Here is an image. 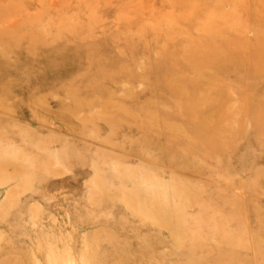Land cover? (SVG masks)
Instances as JSON below:
<instances>
[{
    "label": "rangeland",
    "instance_id": "obj_1",
    "mask_svg": "<svg viewBox=\"0 0 264 264\" xmlns=\"http://www.w3.org/2000/svg\"><path fill=\"white\" fill-rule=\"evenodd\" d=\"M0 264H264V0H0Z\"/></svg>",
    "mask_w": 264,
    "mask_h": 264
}]
</instances>
